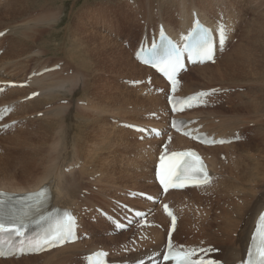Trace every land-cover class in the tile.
<instances>
[{
	"label": "rangeland",
	"instance_id": "rangeland-1",
	"mask_svg": "<svg viewBox=\"0 0 264 264\" xmlns=\"http://www.w3.org/2000/svg\"><path fill=\"white\" fill-rule=\"evenodd\" d=\"M27 1H34V6L40 5V3L50 4V8H46V10L40 13H49L52 18L48 22L39 23L38 27H40L41 34H36V37H34L35 41L32 39L29 42V48L19 50L12 45L8 51L6 61L17 59L20 64L12 66L9 69L14 68L13 71L19 72L17 78H23L28 71L29 73L26 75V78H30L34 73L33 71L44 64L54 63V65L64 66L68 69L69 74L67 76L71 75L72 72L74 74L76 71L79 72L82 69H86L88 71L87 79H89L90 86L87 88V91H84L80 85L75 89L77 92L73 90L71 94L67 95L58 92L56 98L46 97L47 103L41 104L37 109H31L26 117H22L17 113L18 117H14V120L10 119V115L4 119L7 122H12V125L17 123L18 126L15 130L0 133V180L13 179V181L27 182L39 177L43 169L34 167L32 164V160L36 156L42 159L44 154H46L47 159L62 158L67 160V162H63L62 164L63 171L65 173L71 170L76 171L68 174L66 177L71 180L78 179L80 185L77 196L79 197L80 204L83 205L74 209L77 210L75 212L80 218L81 242L88 240L84 236V234L88 235L86 229H95L93 225L102 219L98 213V209H103L115 216H120L123 213L119 212V208L125 209L121 204H129L132 207L137 205L143 209L142 203L135 201L136 198L143 199V197L134 194V192L143 190L151 193L152 184L148 179V170L152 165V154L144 152L142 145L144 141L150 139L141 135L139 136V131H133L121 125L123 121L120 118L124 119L125 122L138 123L146 130L152 125L167 127L166 130H162L158 143L169 133L166 120L167 114L169 117L171 116L169 112L163 116V114H160V111L153 109L147 102H134L136 97L140 100L141 95H147L148 93L145 94L146 92L153 91L155 94L163 95L166 92L163 84L162 88H159L161 86L154 87L153 84H150L151 81L141 78V75L138 74L132 64L133 60L130 55L135 47V42L137 39L140 41L144 33L148 34L150 29L155 27L154 21L151 25L145 26L142 31L140 25L143 23V17L150 16L156 7L161 17L169 22L170 18L176 16L177 6H181L182 4H186L188 7H200L209 15L214 7L216 10L221 5L233 2V0ZM141 2L143 3L141 4ZM235 3L236 5L234 6L243 8L239 14L242 29L239 28L237 30L236 36L233 37L232 42L230 41L231 44L235 42L237 37H240V34H242L240 33L241 30H243L245 36L258 31L260 24H252V19H255V16L249 12V9L252 8L254 12L257 11V15L255 14L256 18L262 19L261 17H263L262 23L264 24V0H235ZM96 9L98 12L95 14L93 11ZM35 11L37 10L35 9ZM30 13L2 27H7L10 24L19 29L18 26H24L26 21L32 24ZM248 17L249 20L242 25L244 22L243 18L247 19ZM47 19H50V16H44V20ZM230 43L226 47L229 50L232 49ZM6 44V40H2L0 55L6 51ZM84 47L86 48L85 53ZM114 54H119L120 59H112L111 57ZM244 54H247L246 50H244ZM248 58L243 57L237 64H234V75L226 76L221 78V80L218 79V81L205 82V85L201 79V75L194 71L188 73V76L184 75L187 73L185 71L180 77L178 86L182 93H186L183 90L187 86L200 89H206L204 86H212L216 92H220L215 95L212 94L213 97L209 101V103L212 102L213 104L217 102L216 105L208 103L209 105L198 109H202L204 113L216 111L219 114H229V119L223 120L233 119L232 127H234V124L236 126L235 129H228L226 131L231 137H234L233 139L236 140L238 138L232 143L238 145L245 143V147L240 145V147H237V152L239 151L240 155L243 156L240 163H237L238 158L232 159L234 164L231 166L230 159H221L222 167H219L217 175L214 174L215 186L225 179L219 184L217 193L212 188L191 194L193 202L189 208L192 215H195L196 211L198 212L196 216H204L207 213L211 216L220 214L218 207H223V204L216 203L215 205L216 198L227 197L232 199L235 203L240 204L234 205L238 209H243L245 206L254 207L264 200V130L262 131L263 135L252 137L249 142V136H246V133L242 130L252 127L256 122L252 120L244 124L242 117H252L254 110L249 108L238 109V104H236L247 99L253 103L264 101V65L262 59L256 56H249ZM82 62L85 65L84 67H81ZM225 62V58H222L219 66L211 63L213 71L210 69L207 72L210 74L212 71L216 75H219L224 68ZM48 71L50 70L44 72ZM43 77L38 78L43 79ZM133 80L141 81L142 83L132 84L131 81ZM31 82H28V85L36 88L30 84ZM126 87L133 89L145 87V89L143 91L137 89L136 92L140 93L138 95L134 91L126 90ZM39 95L43 96L42 93H39ZM70 98H73L75 101H71ZM77 99L80 102H76ZM150 102L155 103L157 100L152 99ZM224 104L229 105V107H223ZM59 105H65L66 109L60 115H57L54 108ZM0 106L3 105L0 104ZM164 107L163 103L162 108ZM69 109H75L77 113L70 115ZM198 109L193 110L197 111ZM34 110H39L37 111L39 114L33 112ZM156 113L158 115H155ZM188 113H190L189 116L186 115ZM188 113H182L181 117L194 122L193 124L202 117L199 114H192L193 111L191 110ZM82 114H85V116H82ZM110 116H115V118H111ZM136 118L137 120H135ZM48 120H52L53 124L56 123L51 130L45 129V123ZM204 122L207 123L206 127L209 129L213 125L209 120H205ZM69 124L72 129L70 135L78 133L77 138H79V143L75 146L67 145L66 148H59V146L54 148L53 146L57 142V138L62 135V132L64 133L63 138L67 136L64 130L69 127ZM111 124H116L115 128H126L133 131V133L113 129ZM145 146L147 148L148 145ZM32 147L36 155L32 151ZM218 152L225 153L224 149L218 150ZM70 162L77 167L67 170L65 168L67 167L66 164ZM81 169L84 172L82 175L78 172ZM91 176L95 179V183H92L93 185L95 184L94 186L90 184V181H93L90 180ZM84 188L86 190L90 189L89 192H91L87 197L85 196V199L82 196ZM99 192L105 197L97 195ZM252 193L253 195L251 196ZM157 207L158 204L152 202V205L146 209H149L150 213H156ZM236 215L232 214L230 219L233 220ZM103 229H106L105 234L100 236L97 234L98 237H101L100 239L88 243L93 246L112 247L114 249L110 250H112L111 253L115 258L122 257L131 260L136 253L132 251L130 254H124L125 252L119 250V248L122 243L133 236V228L122 232V236H118L121 232L118 235H114L113 242L106 239V236L112 235L108 232L111 229L110 225L105 226ZM180 237L181 239H179ZM182 237L178 235L177 242H180ZM89 244L84 243L83 249L89 247ZM145 248L143 245L140 249L144 250ZM83 253L81 252L79 256L76 254L70 259H65L62 263L82 264L84 259ZM65 254L67 252L50 256L46 261H52L53 264H56L57 258L63 257ZM42 259L44 260V258Z\"/></svg>",
	"mask_w": 264,
	"mask_h": 264
},
{
	"label": "bare ground",
	"instance_id": "bare-ground-1",
	"mask_svg": "<svg viewBox=\"0 0 264 264\" xmlns=\"http://www.w3.org/2000/svg\"><path fill=\"white\" fill-rule=\"evenodd\" d=\"M153 1V0H152ZM228 1V0H227ZM241 1V0H240ZM34 1H27V0H0V32H3V35L0 36V47H2V40H6V51L3 52V54L0 55V82H9L14 81L17 83H21V81H24L23 86H15V87H9L5 86L3 92L0 93V104L3 106L12 107L11 112L9 113L11 116V120H14V117H18L16 114L26 117L31 109H37L41 104L47 103L46 97L56 98L58 92H62L65 95L71 94V91L74 90V92H77V89L80 85L81 88L84 89V91H87V88H89V79H87V72L86 69H82L79 72L76 71V73L67 76L68 69H66L64 66H59L57 70H50L48 72L42 71L41 73H38L43 68L47 69V67H50L54 65L48 64V65H41L40 67L36 68L33 72V75L30 78H26V75L29 73V71L25 74L23 78H17V75H19L18 71H13L14 68L9 69L12 66H17L20 64L17 59H9L6 61L7 54L9 49L14 45L19 50L27 49L29 46V42L36 37V34L40 33V27H38L39 23H45L51 20V15L49 13H40L43 10H46V8H50L51 5L40 3L38 6H34ZM135 2V1H134ZM143 2H141L142 4ZM243 3V2H241ZM153 4V3H152ZM236 5L235 0L230 3H226L224 5H221L220 7L213 9V11L208 15V13L205 12L204 9L200 7H188L186 4H182L181 6H177V13L176 16L170 18V21L167 22L163 17H161L160 12L158 8H154L150 16L143 17V23L140 25V27L143 29L145 26L151 25L155 21V27L153 30L156 31L157 25L159 23L163 24L166 29L169 31L170 34H179L181 32H186L188 28L191 26L192 17L193 14L196 15V17L203 23L207 25H215V20L223 21L226 24L227 30H228V39L225 42L224 51L222 53H217L215 57V66H219L220 61L222 58H225L226 62L224 65V68L221 70V73L219 75H216L213 73L212 65L210 63H204V64H195L188 67V71L185 76L188 73H191L192 71L197 72L199 75H201V79L205 82H211L213 80H221V78H224L229 75H234V64H237V62L240 61L243 57L256 56L258 58L262 59V63L264 65V24L262 23V19L256 18V12H254V9H249V12H251L255 19H252V24L259 23L260 27L258 28V31H255L254 33H251L250 35L245 36L243 34V30H241L240 37L235 40L233 44L232 42L233 37L236 36L237 30L242 29L240 23H241V17H240V11L243 9L242 7L238 8ZM238 5V4H237ZM252 6V4H251ZM33 8V9H31ZM35 9L37 11H35ZM106 10H112V9H106ZM31 12V13H30ZM98 10H94L93 13L96 14ZM30 13L32 16V24L29 22H25L26 24L24 26H18L19 29L16 26H11L10 24L12 22H15L18 20V18L23 17L25 14ZM29 14V15H30ZM35 14V15H32ZM256 14V15H255ZM44 16H50V19L44 20ZM260 16V15H259ZM258 17V16H257ZM216 18V19H215ZM244 22L242 25L249 20V17L243 18ZM44 20V21H43ZM238 21V22H237ZM9 25L2 27L5 24ZM28 23V24H27ZM262 23V24H261ZM258 25V24H256ZM256 27V26H255ZM254 28V27H253ZM261 28H263L261 30ZM17 30V31H16ZM140 30V29H139ZM261 30V31H260ZM140 30V32H142ZM29 32V33H28ZM259 32H261L259 34ZM15 34V35H13ZM41 34V33H40ZM147 34V33H144ZM245 38V40H244ZM35 41V39H34ZM33 41V42H34ZM138 43V39L135 42L134 46H136ZM231 44L232 49H227V45ZM33 46V45H32ZM31 47V46H30ZM29 48V47H28ZM244 50L247 51V54H244ZM86 51V48L84 47V53ZM85 55V54H84ZM118 55V56H117ZM120 56L119 54H114L111 58L112 59H118ZM133 66L136 68L139 75H141V78H146L147 76H151V84L155 86H161L159 88H162V86L166 85V94H155L153 91L146 92L147 95H141V99L138 100L134 99V102H147L151 105L153 109H156L160 111V114L163 116L166 115L169 110L166 103V95L168 93V85L163 81L159 75H157L153 70H151L149 67L140 65L135 61V59L132 56V53L130 55ZM120 59V58H119ZM56 63V62H55ZM58 64V63H56ZM81 67H84L83 62L81 63ZM212 70L209 74L207 70ZM217 70V69H216ZM55 72V73H54ZM66 72V73H64ZM52 73V74H49ZM47 74V75H46ZM144 74H146L144 76ZM182 72L179 75V82ZM183 75V76H184ZM190 75V74H189ZM43 77V79H40L38 77ZM66 76V77H64ZM188 76V75H187ZM135 78V77H133ZM136 79V78H135ZM140 79V78H138ZM32 81V82H31ZM28 82H31L30 84L34 85L36 88H32L30 85H28ZM163 84V85H162ZM164 85V86H165ZM206 88V91L209 92V95L205 99V105H208L209 100L212 96L210 93V89L214 88L212 86H204ZM138 90L143 91L145 87L143 88H130L126 87V90L134 91L135 93ZM205 89L200 88H192V86H187L185 88L186 93H182L180 87L177 85L176 90L174 92V95L179 97H184L189 95L190 93L194 91H204ZM34 91H37V95L35 97H32L31 99L27 98V95L30 93H33ZM39 93H42L43 96L39 95ZM215 94V92H213ZM45 95V96H44ZM134 95V94H133ZM25 96V98H23ZM135 96V95H134ZM241 97V95L239 94ZM70 97V96H68ZM77 98V97H76ZM71 101H75L73 98H70ZM154 99L157 100L155 103H151L150 101ZM76 102H80L79 99L76 100ZM7 103V105H5ZM165 105L164 108H162V105ZM209 104L216 105L217 102L214 104L211 102ZM237 108L238 109H253L254 115L252 117H242L244 120V124L251 122L252 120H255L256 124H253L252 127H249L248 129L242 130L246 133V136H249V142L252 139V137H258L263 135L262 131L264 130V101H261L259 103H253L250 100H242L238 103ZM0 106V107H3ZM223 107H229V105L224 104ZM78 108V107H77ZM200 108V107H199ZM66 109L65 105H59L54 108L55 113L57 115H60L64 110ZM195 109V107H194ZM198 109V108H197ZM259 109V111H258ZM263 112H261L262 110ZM39 110H34L33 112H36V114H39L37 112ZM164 111V112H163ZM168 111V112H166ZM193 111L192 114H199L201 119L195 121L196 123L192 121H187V128H190L192 133L197 132H204L207 136L213 137V140L216 138H222V139H230L234 138L231 137L226 131L228 129H235L236 126L234 124V127H232V120H223V119H229V114H219L216 111H209L205 112L202 109H198L197 111ZM32 112V113H33ZM48 112V111H46ZM190 110H185L183 113H188ZM261 112V113H260ZM70 115H74L77 112L75 109H69ZM49 114V113H48ZM190 113L186 114L189 116ZM50 115V114H49ZM155 115H158L156 113ZM181 114H174L173 117H180ZM79 116V115H78ZM82 116H85V114H82ZM167 118V126L169 122V116L166 115ZM111 118L115 116H110ZM162 117V116H161ZM160 117V118H161ZM88 118V115H87ZM105 119L104 117H102ZM241 119V120H242ZM124 123L139 125L138 123L134 122H125L124 119H121ZM137 120V118L135 119ZM205 120H209L213 125L209 129L206 126ZM250 120V121H248ZM9 121V120H8ZM86 122V121H85ZM89 122V121H87ZM222 122V123H221ZM197 124V125H196ZM56 125L53 124L52 120H48L45 123V129L51 130ZM17 123L15 125H11L8 128H2V131L0 133H7L9 130H15L17 128ZM82 126V124H81ZM85 126V125H84ZM15 127V128H14ZM111 127L116 130L133 133V131H130L126 128L122 127H116V124H111ZM151 127V126H150ZM149 127V128H150ZM152 127L160 128L161 130L167 129V127H164L161 125V127L154 126ZM14 128V129H12ZM84 128V127H83ZM240 128V127H239ZM71 127L69 124V127L64 130V132L67 134L65 138L64 133L62 132V135L57 138V142L54 144V148H66L67 145L75 146L78 144L77 134L70 135ZM150 131V130H149ZM148 136L150 137V140H146L142 143L143 145V151L152 154V161H151V167L148 170V179L150 180L152 184L151 193L152 195H157L159 193V189L157 185L154 182V165L155 161L157 159V155L160 152L159 145L163 143L164 139L167 137L166 135L171 137V142L168 145L169 149H181V148H187V147H196L199 149L200 153L204 157L208 168H209V174L211 175V181L209 184L203 187H189L185 188L183 190H171L166 193L163 200L169 202L170 206L173 208L175 214L177 215V224L176 229L172 235V243L173 247L176 249H184V250H190L195 251L201 249L202 251H210L211 253L206 256L207 259H211L213 261L220 262L221 264H236L238 262H242L246 250L249 246L250 242V235L254 228L256 219L260 212L264 209V200L260 202L259 204L255 205L254 207L245 206L243 209H238L234 207V205H237L238 203H235L232 199L229 198H216V203L223 204V207H218L220 209V214L218 215H208L205 214L204 216H196L198 212H195V215H192L190 212L189 206L192 204V195L196 192H201L204 189H212L217 193L219 190V184L225 179L221 180L220 183L215 186L214 184V174L217 175V171L219 167H222V161L221 159H230V165L233 166L234 161L232 159H237V163H240L243 156L240 155V152H237V147L240 145L233 144L230 142H224V143H216L211 146L207 145H199L197 143H194L193 141L185 138L184 136H181L177 133H174L173 131H169L168 134H166L162 140L158 143V139H156V135L149 133ZM225 132V133H224ZM82 133V132H81ZM161 134V131H160ZM215 134V135H214ZM248 134V135H247ZM138 135H143L141 132L138 133ZM153 136V137H152ZM158 138L160 136H157ZM139 144L138 142H136ZM145 145H148L147 148ZM240 146L245 147V143H242ZM239 146V147H240ZM158 148V149H157ZM224 149L225 153L218 152V150ZM32 151L35 153L34 148L32 147ZM36 155V153H35ZM69 155V154H68ZM240 155V156H239ZM48 157L46 154H44V157L42 159H39V156H36L35 159L32 160V164L34 167H39L40 169H43V172L41 171V175L32 181L27 182H18L6 179L0 180V189L4 191L9 192H16V193H24L27 191L35 190L41 186L47 185V188L51 192V201H50V207L56 206L60 209H66L69 210L71 213H73L76 218L78 219L79 226L76 228L77 233V240L72 243H65L62 246L56 247L50 251H46L40 254H29V255H22V256H12L8 258H0V264H53V262H47L46 260L50 256H54L56 254H59L61 252H67L65 256L57 258L56 264H63L62 262L65 261V259H70L76 254L79 256L81 252L83 253V261L82 264L86 261V255L90 254L98 249H104L107 251H112L110 249L114 248H107L105 246H93L92 244H89L88 242H92L93 240L100 239L101 237H98L100 235L105 234L106 229L105 226L110 225L108 222H106L104 219H100L99 222L93 226H95V229H86L89 235L88 240L81 241V223L80 218L78 214L75 212V207H79L83 204H80L78 194V187L79 180L78 179H68L66 176L68 174L73 173L76 170H71L68 173H65L63 171V162H67L65 159H47ZM248 160H250L248 158ZM247 160V161H248ZM46 163V165H44ZM235 165H237L235 163ZM67 167L65 168H73L74 164L70 162L69 164H66ZM64 168V169H65ZM80 175H82L84 172L83 170L78 171ZM95 180V179H94ZM93 181H90L91 186H94L92 183H95ZM209 187V188H208ZM92 188V187H90ZM86 190V188H84ZM250 190V189H249ZM90 191V189L88 190ZM140 192H146L143 190H137ZM149 192V191H148ZM247 192V191H246ZM248 193V192H247ZM88 194H91L89 192ZM104 196L101 192L99 194ZM244 195V193H243ZM248 195V194H247ZM253 193L251 194V196ZM84 199L85 195H82ZM245 196V195H244ZM105 197V196H104ZM136 202L142 203L144 206L143 209L149 208L152 203L147 201V199H141L136 198ZM244 201V200H242ZM247 202V200H245ZM225 204H227L225 206ZM244 204V203H243ZM242 204V205H243ZM240 205V204H238ZM131 206V205H129ZM132 207V206H131ZM179 207V208H178ZM132 210L140 209L137 205L131 208ZM74 210V211H73ZM119 212L124 213V210L119 208ZM118 212V213H119ZM130 212L127 211L125 215ZM120 214V213H119ZM232 214H237L233 220L230 219V216ZM124 216V215H123ZM125 217V216H124ZM123 217V218H124ZM150 221H153L156 224V227H150L146 230V233L149 235V240L140 242L139 247L137 249H140L143 247V245L148 249L146 251H141L139 253L134 254L133 258L129 263L138 261L146 256H149L153 254L155 251L159 250L162 246H164V236H165V229L168 225V219L166 216H164L161 213L160 207L158 205L156 213L150 214ZM112 218H115L114 216ZM122 218V220H123ZM112 220V219H110ZM121 220V219H120ZM158 225H161L162 227H165L164 232L163 230L158 228ZM43 227V226H42ZM111 229L108 230V232H111L112 229L115 230L113 225H110ZM42 229H38L36 233H39ZM121 232L120 230H117ZM86 232V233H87ZM114 232V235H118L119 233ZM98 234V236H97ZM111 234V233H110ZM114 235L106 236L110 242H113ZM122 232L118 236H122ZM178 235L183 236L182 240L180 242H177ZM87 236V234H85ZM88 237V236H87ZM181 239V237L179 238ZM87 243L89 244V247H86L83 249V244ZM160 255L155 257L159 259ZM44 258V260L42 259ZM126 258H115L113 255L109 256L107 258V261H118L122 262L125 261Z\"/></svg>",
	"mask_w": 264,
	"mask_h": 264
},
{
	"label": "snow or ice",
	"instance_id": "snow-or-ice-1",
	"mask_svg": "<svg viewBox=\"0 0 264 264\" xmlns=\"http://www.w3.org/2000/svg\"><path fill=\"white\" fill-rule=\"evenodd\" d=\"M0 35H3V33H0ZM219 37H220V44L222 45L224 42V30L221 29L219 32ZM187 50V49H186ZM151 52V55L153 57L156 56L155 52H152L151 50H149ZM212 54H213V44L211 41L208 40L207 35L204 33H201L197 36V42L196 44L192 47V49L190 50V56L189 58H191V55H195L198 58H205V59H211L212 58ZM139 55V53H138ZM181 56H182V51L178 48H173L171 49L168 54L166 59H164L162 62L166 65V69L171 68L173 71H175L177 69V67L180 65V61H181ZM176 179L179 180L181 179L180 175L176 176ZM164 181L162 180V183ZM174 186H179V187H183V184L180 185H174ZM47 185L42 186L41 190H40V194L44 193V191L46 190ZM0 195H2V193H0ZM39 195V194H37ZM40 201L38 200L37 203H39ZM165 209H167V205H165ZM67 220L65 222H63L60 226V228L57 230V234L54 237L55 239H60L62 240L64 238L65 235H70L72 232V226L74 224V217H72V215L70 213H67ZM260 221H264V212L260 213V217H259ZM24 223L22 220L20 221H12L10 220L7 225L5 224V222L3 221L2 218H0V233H4V232H15V234L17 236H23L24 235ZM262 237H264V231L261 232ZM25 241H21V250H23V245H24ZM46 243H51V240L46 241ZM27 244L30 247L33 248H39L42 247V245L39 242H33L31 240L27 241ZM165 259H167V257H165ZM201 264H203V262H201ZM209 264H216V262H209ZM260 264H264V253H262L261 255V261Z\"/></svg>",
	"mask_w": 264,
	"mask_h": 264
}]
</instances>
